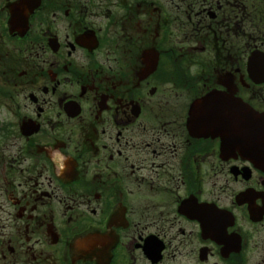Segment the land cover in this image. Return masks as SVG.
Segmentation results:
<instances>
[{"label":"flooded vegetation","instance_id":"obj_1","mask_svg":"<svg viewBox=\"0 0 264 264\" xmlns=\"http://www.w3.org/2000/svg\"><path fill=\"white\" fill-rule=\"evenodd\" d=\"M255 51L264 0H0V264H264V144L191 123Z\"/></svg>","mask_w":264,"mask_h":264},{"label":"water","instance_id":"obj_2","mask_svg":"<svg viewBox=\"0 0 264 264\" xmlns=\"http://www.w3.org/2000/svg\"><path fill=\"white\" fill-rule=\"evenodd\" d=\"M252 62L250 63L249 69L254 75L257 76L259 73H264V63L260 60L259 56H253ZM192 117H195V122H197L198 129L201 131H206L207 133H222L224 143L225 139V130L226 125L229 124V117H232V126L238 127L239 129L243 127V125L247 124L249 126V130H257L258 134L255 136V141L252 139L249 140L248 146L254 145V143L259 142L260 133L264 132V120L259 119L256 123L258 128L253 129L252 123L247 122L243 117L245 115H252V111L248 105H241L230 101V97L225 95L224 93L214 91L212 93L207 94L201 99L196 100L192 106ZM193 120V118H192ZM263 122V123H262ZM236 136V135H233ZM244 142V140H243ZM242 140L239 141L240 148L243 147L244 143Z\"/></svg>","mask_w":264,"mask_h":264},{"label":"rangeland","instance_id":"obj_3","mask_svg":"<svg viewBox=\"0 0 264 264\" xmlns=\"http://www.w3.org/2000/svg\"><path fill=\"white\" fill-rule=\"evenodd\" d=\"M185 20H186V26H187V28H190L191 25H189V21H187V18ZM249 27H250V24H249ZM241 34H242V32L239 31V29H238V33H236V36L233 35V33L230 34V37H229V38H231L230 40L231 41H234V39H235V41H236V42L234 41L233 44L237 43V46L235 47V49L242 44V36H241ZM174 41L175 42H178V43H185V42H188L189 43V42H192L194 40L191 37H189L188 33L185 31V32L181 33L180 35H178L177 37L175 36L174 37ZM217 179L218 180H221L222 179V176H220V174H219L218 177H217Z\"/></svg>","mask_w":264,"mask_h":264}]
</instances>
